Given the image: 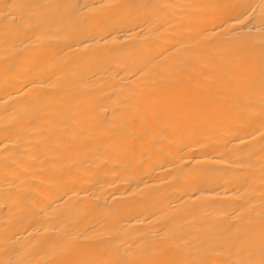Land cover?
I'll list each match as a JSON object with an SVG mask.
<instances>
[{
    "label": "bare ground",
    "instance_id": "obj_1",
    "mask_svg": "<svg viewBox=\"0 0 264 264\" xmlns=\"http://www.w3.org/2000/svg\"><path fill=\"white\" fill-rule=\"evenodd\" d=\"M0 264H264V0H0Z\"/></svg>",
    "mask_w": 264,
    "mask_h": 264
}]
</instances>
